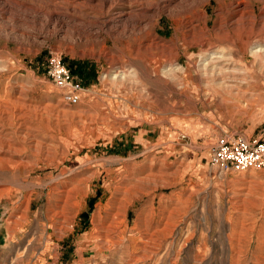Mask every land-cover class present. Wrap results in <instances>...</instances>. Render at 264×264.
<instances>
[{"label": "rangeland", "instance_id": "rangeland-1", "mask_svg": "<svg viewBox=\"0 0 264 264\" xmlns=\"http://www.w3.org/2000/svg\"><path fill=\"white\" fill-rule=\"evenodd\" d=\"M99 1L0 0V264H264V169L208 164L225 133L264 139V0ZM201 39L230 92L201 82ZM51 54L84 69L79 104Z\"/></svg>", "mask_w": 264, "mask_h": 264}, {"label": "built area", "instance_id": "built-area-1", "mask_svg": "<svg viewBox=\"0 0 264 264\" xmlns=\"http://www.w3.org/2000/svg\"><path fill=\"white\" fill-rule=\"evenodd\" d=\"M47 74L53 85L60 91L65 103L69 105L80 103L85 88L72 77L71 72L57 54H51L48 57ZM208 164L219 173L260 171L264 169V139L225 133L212 145Z\"/></svg>", "mask_w": 264, "mask_h": 264}, {"label": "bare ground", "instance_id": "bare-ground-1", "mask_svg": "<svg viewBox=\"0 0 264 264\" xmlns=\"http://www.w3.org/2000/svg\"><path fill=\"white\" fill-rule=\"evenodd\" d=\"M116 0H100L99 1V5L100 6H105L107 4H109L111 7V5L115 2ZM119 1V0H118ZM244 2L242 0H237L236 1V5L233 7V15H239L241 14L242 10H239V7L243 4ZM152 5V4H151ZM150 5V6H151ZM154 7V5H152ZM163 6V5H162ZM159 7V6H158ZM247 7V6H246ZM142 8V7H141ZM144 8V7H143ZM155 8V7H154ZM162 9V7H160ZM104 9V8H103ZM102 9V10H103ZM137 9V8H136ZM139 9V8H138ZM146 9V8H145ZM246 9V8H245ZM163 10V9H162ZM165 10V9H164ZM160 12V11H159ZM145 13V10H140L139 14L141 17H143ZM150 13V12H149ZM105 14V13H104ZM125 14V13H124ZM231 14V13H229ZM115 15V14H114ZM127 16V18H131V15H135L134 12H127V14H125ZM151 15V14H150ZM149 15V16H150ZM153 15V14H152ZM195 16V15H194ZM159 17V15H158ZM135 18V17H134ZM139 18V17H138ZM197 18H198V22L199 25L197 26L198 28V32L200 34H202V36H205L207 34V17L204 16L201 12L199 14H197ZM108 19V18H107ZM119 19V17H111L109 20H105L103 22V26L104 27H109L112 28L114 26V24L117 22V20ZM122 19V18H121ZM125 19V17H124ZM137 19V18H136ZM129 20V19H127ZM126 20V21H127ZM134 20V19H133ZM147 20V19H146ZM138 21V19H137ZM149 22V21H148ZM121 23V22H120ZM124 23V22H123ZM122 23V24H123ZM133 23V22H132ZM180 23V22H179ZM187 23V21L185 22V24ZM192 22H188V24H191ZM149 24V23H148ZM184 24V23H183ZM99 25V24H98ZM151 25V24H150ZM116 26V25H115ZM100 27V26H99ZM102 27V26H101ZM149 27V26H148ZM98 28V27H97ZM104 29V28H103ZM114 29V28H113ZM100 30V29H99ZM260 30V29H259ZM217 32H222L221 28H219L217 30ZM252 32H250L249 34V38L248 36L246 37L247 39H251L252 36H256ZM259 36V34H257ZM263 36V34H262ZM247 39H245L244 44L242 45L243 48L247 47ZM255 40V39H254ZM153 41V40H152ZM257 42V41H255ZM155 43V42H154ZM201 47H202V53L200 55V59H199V64L197 67V71L200 74L201 77V82L205 83L206 87L208 88H212L215 90H219L222 92H230L233 89V85L231 84V82H236V81H243L245 80V78H239V70H234V69H230V62L228 64V60L227 59H231V57H226L224 54L219 53L220 56H212L214 54L212 53V48L211 46L207 45L206 39H201ZM264 38L261 37V41H260V45H254L251 46V48L249 49V56H251V58H254V61H256V59L258 58H264ZM218 53V52H217ZM241 54H245L244 50L240 51ZM253 61V62H254ZM227 62V63H226ZM225 63V64H223ZM228 64V65H227ZM246 65V64H245ZM244 68V67H243ZM243 72V71H242ZM184 73V71H183ZM245 73V72H244ZM241 77V76H240ZM115 79V78H114ZM2 101V99H1ZM6 103V102H5ZM3 104V103H2ZM3 106V105H2ZM7 106V105H6ZM2 111V110H1ZM4 114V113H3ZM14 114V113H13ZM21 114V113H20ZM4 116V115H3ZM23 120V119H22ZM10 121V120H9ZM12 139V138H11ZM3 148V147H2ZM2 150V149H1ZM9 151V150H8ZM6 181V180H5ZM18 184V182H17ZM23 184V183H22ZM21 184V185H22ZM16 185V184H15ZM19 185V184H18ZM123 230V228H122ZM106 235V234H105ZM135 247V246H134ZM231 258V257H230ZM232 259V258H231Z\"/></svg>", "mask_w": 264, "mask_h": 264}, {"label": "trees", "instance_id": "trees-1", "mask_svg": "<svg viewBox=\"0 0 264 264\" xmlns=\"http://www.w3.org/2000/svg\"><path fill=\"white\" fill-rule=\"evenodd\" d=\"M72 73H77L79 74L81 77H84V69L80 66V67H76L75 69H71ZM84 216H86V214H84Z\"/></svg>", "mask_w": 264, "mask_h": 264}]
</instances>
